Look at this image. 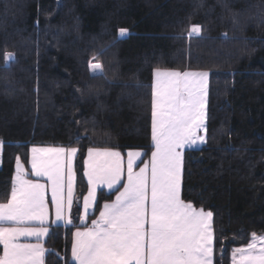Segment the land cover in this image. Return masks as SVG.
Listing matches in <instances>:
<instances>
[{
  "label": "trees",
  "instance_id": "trees-1",
  "mask_svg": "<svg viewBox=\"0 0 264 264\" xmlns=\"http://www.w3.org/2000/svg\"><path fill=\"white\" fill-rule=\"evenodd\" d=\"M156 69L208 72L205 143L184 151L181 196L213 213L214 264L264 234V0H0V202L31 146L78 149L75 226L49 227L45 264H74L87 150L150 157Z\"/></svg>",
  "mask_w": 264,
  "mask_h": 264
},
{
  "label": "snow or ice",
  "instance_id": "snow-or-ice-1",
  "mask_svg": "<svg viewBox=\"0 0 264 264\" xmlns=\"http://www.w3.org/2000/svg\"><path fill=\"white\" fill-rule=\"evenodd\" d=\"M192 26L189 36L199 35ZM127 29H119L124 37ZM5 67L14 62L4 52ZM99 63L89 62L95 75ZM102 75V72H100ZM151 100V152L149 162L134 172V160L141 153L129 152L127 179H123L121 154L110 148L88 149L84 161L87 195L83 197L80 227L72 233L71 259L74 264H213V213L196 208L181 196L184 150L205 143L207 72H153ZM4 142L0 139V150ZM76 147L30 149L31 176L28 178L19 156L12 177L10 195L0 202V264H45L44 238L49 223L75 226L73 160ZM65 172L67 182L65 183ZM39 178L46 180L39 183ZM55 219L49 222V201ZM115 193L111 203H98V190ZM99 215L87 225L89 214ZM79 211V209H78ZM21 237L35 243H21ZM223 255V252H222ZM231 264H264V235L255 233L246 247L234 249Z\"/></svg>",
  "mask_w": 264,
  "mask_h": 264
},
{
  "label": "crops",
  "instance_id": "crops-1",
  "mask_svg": "<svg viewBox=\"0 0 264 264\" xmlns=\"http://www.w3.org/2000/svg\"><path fill=\"white\" fill-rule=\"evenodd\" d=\"M169 71H176V70H169ZM154 72V71H153ZM153 79H154V77H153V75H152V84H153ZM197 145H199V143L197 144ZM197 145L195 146V147H193V148H197ZM33 146H31L30 148H29V151H28V160H27V164H24L22 161V164L24 165V168H25V171L28 173V178L29 179H32V180H37L38 178L37 177H34V176H31V166H30V163H29V160H30V155H31V153H30V149L32 148ZM39 147H60V146H45V145H43V146H39ZM100 149V148H99ZM113 150V149H112ZM186 150V149H185ZM184 150V151H185ZM114 151H117V150H114ZM78 152V151H77ZM118 152H120V151H118ZM129 152H139V153H141V155H140V157L139 158H137V159H135L134 160V167H133V171L134 172H139V169L141 168V167H144V164L143 165H141V166H139V167H137V164H138V162L140 161V159L142 158V156H143V151L142 150H129V151H126L125 153H122V152H120V154H121V163H122V168H123V179H122V182L121 183H124V182H126V179H127V164H128V159H129V157H128V153ZM184 154V153H183ZM76 156H77V154H76ZM88 158V150H87V152H86V155H85V158H84V161H85V159H87ZM75 159H76V157L74 158V160H73V171H74V174H75V181H74V190H73V192H74V197H75V192H76V173H75ZM150 161H151V154H150V157L148 158V160L146 161V162H149V168H150ZM15 172H16V162H15V170H14V174H13V176L15 175ZM85 177V176H84ZM85 179H86V182H87V178L85 177ZM67 182V173L65 172V183ZM181 182H182V178H181ZM39 183H41V184H45L46 183V180L44 179V178H39ZM87 189H88V184H87ZM99 191H104V192H106V193H109V191H108V189L107 188H103V189H100V190H98V193H99ZM98 193H97V195H98ZM85 195H87V191H86V193H85ZM84 195V196H85ZM83 196V197H84ZM46 199H47V201H49V212H50V215H49V222H51L52 220H54L55 219V213H54V209H51V206H50V200H51V190H50V188L48 189V192H47V194H46ZM113 200H115V194H114V196H113V198L111 199V200H109V201H106V202H104V203H111ZM103 203V204H104ZM102 204V205H103ZM101 205V206H102ZM196 208H198V207H196ZM72 210V209H71ZM82 210H83V198H82V201H81V212H82ZM94 211V210H93ZM205 211H207V210H205ZM93 213V212H92ZM92 213H90V214H92ZM89 214V215H90ZM98 215H99V213H98ZM98 215H97V217H98ZM52 225H55V224H51V223H49V227L50 226H52ZM58 225H65L63 222H59V224ZM88 226H91V223H89V224H87ZM76 229H77V227L73 230V232H75L76 231ZM72 232V233H73ZM46 238V237H45ZM44 238V239H45ZM24 242H31V243H35V240L34 239H31V238H29V239H27L26 240V238H24V237H21V243H24ZM71 242H72V235H71ZM213 243H214V241H213ZM43 247H44V244H43ZM243 247H246V246H243ZM45 248V247H44ZM0 254H2V246H0ZM70 257H71V248H70ZM213 264H214V252H213Z\"/></svg>",
  "mask_w": 264,
  "mask_h": 264
},
{
  "label": "rangeland",
  "instance_id": "rangeland-1",
  "mask_svg": "<svg viewBox=\"0 0 264 264\" xmlns=\"http://www.w3.org/2000/svg\"><path fill=\"white\" fill-rule=\"evenodd\" d=\"M160 70H165V69H160ZM187 71H191V70H187ZM90 72L92 73V71L90 70ZM191 72H207V71H191ZM99 73V72H98ZM208 73V72H207ZM93 74V73H92ZM97 74V73H96ZM207 89H208V77H207ZM207 100V97H206ZM206 107H207V103H206ZM205 133H206V120H205V130L200 132L199 135L203 136L205 138ZM202 144L197 145V147H200ZM264 235V234H263ZM251 241V240H250Z\"/></svg>",
  "mask_w": 264,
  "mask_h": 264
}]
</instances>
